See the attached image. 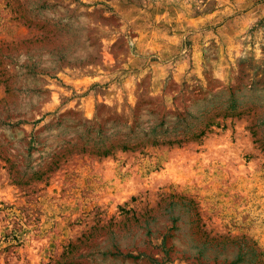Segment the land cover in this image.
Here are the masks:
<instances>
[{
  "label": "rangeland",
  "instance_id": "rangeland-1",
  "mask_svg": "<svg viewBox=\"0 0 264 264\" xmlns=\"http://www.w3.org/2000/svg\"><path fill=\"white\" fill-rule=\"evenodd\" d=\"M261 115L264 0H0V264H264Z\"/></svg>",
  "mask_w": 264,
  "mask_h": 264
},
{
  "label": "trees",
  "instance_id": "trees-1",
  "mask_svg": "<svg viewBox=\"0 0 264 264\" xmlns=\"http://www.w3.org/2000/svg\"><path fill=\"white\" fill-rule=\"evenodd\" d=\"M8 3L11 0H7ZM141 106V102L137 103L136 108L134 109L135 111H138L139 108ZM242 113H235V110L233 109V107L229 106L225 109L224 114H223V119H225L226 117H241ZM161 125V124H160ZM159 125V126H160ZM264 125V115L255 117L254 121H252L251 125L249 126V132L251 134V136L254 138V143L258 144V147L260 148V150L264 153V137L257 139V128H259L260 126ZM161 127V126H160ZM168 132L167 131H158L156 132V127H153L150 133H146L145 136L147 137V140L142 141L144 145H151V146H158V145H168V146H172V145H180L182 143V141L185 140V138L183 139H173V140H165L162 137L159 136H165ZM203 135V132H201L199 135H193L191 137V140H198V138ZM140 146H142L141 143L137 142L134 143L132 146L126 145L125 142L123 143H118V145L116 146V148L120 149L122 152L125 151H134L135 149H138ZM103 156H108L109 152L106 150L102 153ZM12 166L10 165V168Z\"/></svg>",
  "mask_w": 264,
  "mask_h": 264
}]
</instances>
